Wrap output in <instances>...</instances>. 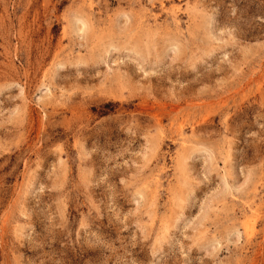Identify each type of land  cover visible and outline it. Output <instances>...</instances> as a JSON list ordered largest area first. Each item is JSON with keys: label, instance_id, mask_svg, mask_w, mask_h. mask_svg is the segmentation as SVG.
I'll list each match as a JSON object with an SVG mask.
<instances>
[{"label": "rangeland", "instance_id": "374dc122", "mask_svg": "<svg viewBox=\"0 0 264 264\" xmlns=\"http://www.w3.org/2000/svg\"><path fill=\"white\" fill-rule=\"evenodd\" d=\"M0 264H264V0H0Z\"/></svg>", "mask_w": 264, "mask_h": 264}]
</instances>
